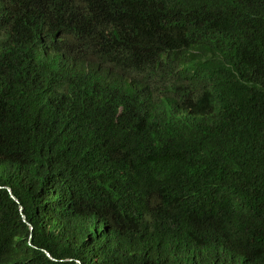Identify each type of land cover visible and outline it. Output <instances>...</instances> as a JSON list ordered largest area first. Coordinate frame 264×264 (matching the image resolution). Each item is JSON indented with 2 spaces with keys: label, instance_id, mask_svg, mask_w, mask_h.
I'll use <instances>...</instances> for the list:
<instances>
[{
  "label": "trees",
  "instance_id": "trees-1",
  "mask_svg": "<svg viewBox=\"0 0 264 264\" xmlns=\"http://www.w3.org/2000/svg\"><path fill=\"white\" fill-rule=\"evenodd\" d=\"M0 1V264H264V0Z\"/></svg>",
  "mask_w": 264,
  "mask_h": 264
},
{
  "label": "clouds",
  "instance_id": "clouds-1",
  "mask_svg": "<svg viewBox=\"0 0 264 264\" xmlns=\"http://www.w3.org/2000/svg\"><path fill=\"white\" fill-rule=\"evenodd\" d=\"M0 18L8 19V21L11 23L9 24L10 33L7 34L8 36L10 35L9 37L18 35V39L20 41L22 40V42H29V45H31V42H40L43 38L47 46H49L46 39L47 35L51 38L63 33L61 31L62 29L51 28L52 18L47 11L39 13L36 17L22 18L19 16L18 19L22 20V22L25 24L22 28H20L16 25V22L14 23V18H16L15 14L6 9L0 1ZM29 28L30 31H28ZM78 65L81 66L83 73L87 77L92 76L95 72L98 75L101 74L106 67L100 63V60H98L96 56L90 54L84 55Z\"/></svg>",
  "mask_w": 264,
  "mask_h": 264
},
{
  "label": "water",
  "instance_id": "water-1",
  "mask_svg": "<svg viewBox=\"0 0 264 264\" xmlns=\"http://www.w3.org/2000/svg\"><path fill=\"white\" fill-rule=\"evenodd\" d=\"M9 192H10V194H11V191H10V190H9ZM10 196H11V198H12L13 200H15L16 202H18L17 199H15V198L13 197L12 194H11ZM20 210L22 211V208H21V207H20ZM22 216H23V215H22ZM23 219H25L24 216H23ZM30 230H32V227H31V226H30ZM46 254H47V256H48L50 259H52L48 253H46ZM52 260H53V259H52Z\"/></svg>",
  "mask_w": 264,
  "mask_h": 264
}]
</instances>
